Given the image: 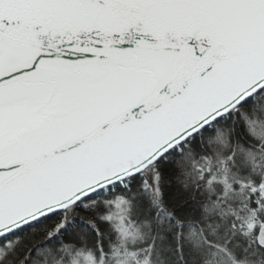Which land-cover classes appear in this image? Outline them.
<instances>
[{
    "label": "snow or ice",
    "instance_id": "1",
    "mask_svg": "<svg viewBox=\"0 0 264 264\" xmlns=\"http://www.w3.org/2000/svg\"><path fill=\"white\" fill-rule=\"evenodd\" d=\"M0 264H264V0H0Z\"/></svg>",
    "mask_w": 264,
    "mask_h": 264
}]
</instances>
